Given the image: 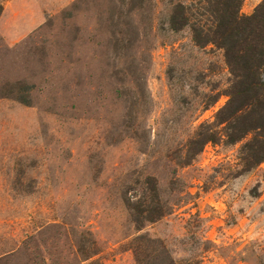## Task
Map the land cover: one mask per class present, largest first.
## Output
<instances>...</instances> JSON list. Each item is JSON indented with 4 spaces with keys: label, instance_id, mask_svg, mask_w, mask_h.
Here are the masks:
<instances>
[{
    "label": "rangeland",
    "instance_id": "rangeland-1",
    "mask_svg": "<svg viewBox=\"0 0 264 264\" xmlns=\"http://www.w3.org/2000/svg\"><path fill=\"white\" fill-rule=\"evenodd\" d=\"M209 1L0 0V264H264L251 135L192 144L232 84Z\"/></svg>",
    "mask_w": 264,
    "mask_h": 264
},
{
    "label": "trees",
    "instance_id": "trees-1",
    "mask_svg": "<svg viewBox=\"0 0 264 264\" xmlns=\"http://www.w3.org/2000/svg\"><path fill=\"white\" fill-rule=\"evenodd\" d=\"M243 1L210 0L213 29L203 35L200 27H192V38L197 46L212 44L222 50L232 77L226 93L228 100L215 116L216 126H222V130L198 133L192 144L197 143L202 148L207 143L217 144L224 139L227 144L234 145L251 135L240 150L242 173H248L264 162V0L251 16L240 15ZM169 26L172 32L188 26L180 5L174 7ZM140 214L142 216L143 212ZM158 216L161 213L153 209L145 215ZM137 262L142 264L141 259L137 258Z\"/></svg>",
    "mask_w": 264,
    "mask_h": 264
}]
</instances>
